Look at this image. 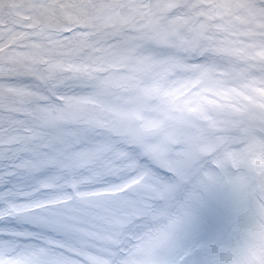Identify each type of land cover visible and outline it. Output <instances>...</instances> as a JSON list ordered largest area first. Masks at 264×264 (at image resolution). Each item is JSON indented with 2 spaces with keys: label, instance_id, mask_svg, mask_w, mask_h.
Here are the masks:
<instances>
[{
  "label": "snow or ice",
  "instance_id": "obj_1",
  "mask_svg": "<svg viewBox=\"0 0 264 264\" xmlns=\"http://www.w3.org/2000/svg\"><path fill=\"white\" fill-rule=\"evenodd\" d=\"M217 186L264 264V0H0V264H183Z\"/></svg>",
  "mask_w": 264,
  "mask_h": 264
},
{
  "label": "rangeland",
  "instance_id": "obj_2",
  "mask_svg": "<svg viewBox=\"0 0 264 264\" xmlns=\"http://www.w3.org/2000/svg\"><path fill=\"white\" fill-rule=\"evenodd\" d=\"M242 215L231 190L217 186L203 192L179 234L176 259L183 264H220L223 250L239 237Z\"/></svg>",
  "mask_w": 264,
  "mask_h": 264
}]
</instances>
